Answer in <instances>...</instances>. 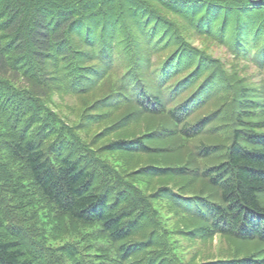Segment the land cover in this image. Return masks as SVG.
I'll return each instance as SVG.
<instances>
[{
    "label": "trees",
    "instance_id": "trees-1",
    "mask_svg": "<svg viewBox=\"0 0 264 264\" xmlns=\"http://www.w3.org/2000/svg\"><path fill=\"white\" fill-rule=\"evenodd\" d=\"M262 194L264 0H0V264H264Z\"/></svg>",
    "mask_w": 264,
    "mask_h": 264
},
{
    "label": "rangeland",
    "instance_id": "rangeland-1",
    "mask_svg": "<svg viewBox=\"0 0 264 264\" xmlns=\"http://www.w3.org/2000/svg\"><path fill=\"white\" fill-rule=\"evenodd\" d=\"M192 41L194 45H198L200 47H203L205 45L206 46L205 48L208 52L213 53L215 57L220 58L229 67L235 62L236 65L234 67L236 68V70L238 69L240 70L242 68L240 72L241 74H243L244 76H249V75L251 76V77L246 78L247 80L254 82V83L259 82L261 76L258 73V71L254 69L253 66L247 67V65L244 62L234 61L232 59V56L229 54V52L226 50L225 47L223 46L215 47V45L210 44L208 41H203L202 38H193ZM89 90L90 91L87 95H89L92 92L93 94L90 96L86 95L84 96L85 98L83 97L84 98L82 100L83 105H87L86 101H88V99L94 100L95 98L101 95L100 93L104 92V90L102 89L96 90V88L89 89ZM51 100L53 101V105H51L52 108L59 113L61 112V114L63 112L65 115L68 111V108L71 109L72 104L76 105L80 101L76 96H71V95L60 96V95H57L56 93H53ZM77 112L79 113V110H77ZM103 114H106L104 116L105 117L108 116V118H111L117 115L116 112H111L109 110H106ZM99 121L97 122L94 121V122L98 123ZM140 122H141V118H138L137 120H135L133 125H131L132 122H129V123L124 124L121 129H132L136 125H138L139 127ZM92 125H93L92 128L96 132L98 133L103 132L102 131L103 129L100 128L98 125H94V124ZM82 135L83 136L85 135L84 131ZM222 135L225 136L224 133H222ZM109 136L110 135H108V137ZM215 142H219V141H215ZM171 148L172 146H168L167 148L162 150L163 154L157 157V162L161 164L166 163V162H171L173 164L187 162L189 164H193L194 166L197 165V163H195V161L191 157H189V154L184 153V152H177V151L171 150ZM128 160H132L131 166H140V165H144L145 163H149L146 161L144 156H140V155L131 156V159H128ZM164 183H168L169 185L178 187L177 190L179 191L182 190L185 193H195L199 188H202V185L200 184V182H198L197 180H190L187 177L175 178L172 181H168ZM174 184H176L177 186H175ZM144 187L146 188L147 192H153L156 187V184L154 181H151L149 178H146L144 179ZM261 200L264 203V194L261 195ZM155 205L158 208V213L161 215L163 220L166 221L173 216L175 209L171 207V205H169L166 199L164 201L157 200L155 202ZM218 246H222V248L225 247L224 244L218 243V238L214 237L213 239L210 240L209 245L208 243L202 244V242L200 241L199 244L194 247L193 251L196 252V250L198 249L197 247H200L197 252H200L203 255V257L201 258V261L205 262V261H209L211 259L218 257V252H219L217 251Z\"/></svg>",
    "mask_w": 264,
    "mask_h": 264
},
{
    "label": "bare ground",
    "instance_id": "bare-ground-1",
    "mask_svg": "<svg viewBox=\"0 0 264 264\" xmlns=\"http://www.w3.org/2000/svg\"><path fill=\"white\" fill-rule=\"evenodd\" d=\"M120 209V208H119ZM135 238V237H134ZM133 239V238H132Z\"/></svg>",
    "mask_w": 264,
    "mask_h": 264
}]
</instances>
